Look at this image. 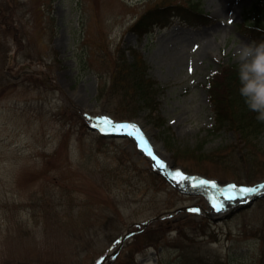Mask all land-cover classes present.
Masks as SVG:
<instances>
[{
    "label": "rangeland",
    "instance_id": "rangeland-1",
    "mask_svg": "<svg viewBox=\"0 0 264 264\" xmlns=\"http://www.w3.org/2000/svg\"><path fill=\"white\" fill-rule=\"evenodd\" d=\"M255 1L201 0L212 22L172 17L140 39L130 25L149 0H0V264H98L161 213L105 264H264V195L211 212L171 176L264 182V134L214 131L206 86L235 46L264 40L239 26ZM128 47L159 112L115 82ZM105 116L142 119L165 167L130 137L103 135Z\"/></svg>",
    "mask_w": 264,
    "mask_h": 264
},
{
    "label": "trees",
    "instance_id": "trees-1",
    "mask_svg": "<svg viewBox=\"0 0 264 264\" xmlns=\"http://www.w3.org/2000/svg\"><path fill=\"white\" fill-rule=\"evenodd\" d=\"M149 1H152L151 5L130 26L140 39L150 35L156 26L163 25L171 16L179 17L192 26L208 24L214 19L201 7L200 0ZM250 13L253 19L242 23V27L264 34V0L254 3ZM129 50L131 59L126 56L124 49L120 50L115 82L126 80L130 85L127 90L130 94H125V97L137 93L143 106L157 109L158 102L150 95L148 87H151L152 82L147 84L149 79L145 59L137 48L129 47ZM236 67L235 63H222L208 77L207 89L213 107L214 130H232L244 142L258 144L264 134V122L257 120V114L248 109L240 96Z\"/></svg>",
    "mask_w": 264,
    "mask_h": 264
},
{
    "label": "clouds",
    "instance_id": "clouds-1",
    "mask_svg": "<svg viewBox=\"0 0 264 264\" xmlns=\"http://www.w3.org/2000/svg\"><path fill=\"white\" fill-rule=\"evenodd\" d=\"M231 55L237 66L239 94L257 120L264 122V41L235 46Z\"/></svg>",
    "mask_w": 264,
    "mask_h": 264
},
{
    "label": "snow or ice",
    "instance_id": "snow-or-ice-1",
    "mask_svg": "<svg viewBox=\"0 0 264 264\" xmlns=\"http://www.w3.org/2000/svg\"><path fill=\"white\" fill-rule=\"evenodd\" d=\"M189 71L191 72L192 71V69L191 68H189ZM104 120H105V122H108V119L105 117L104 118ZM96 125H94V127H95ZM115 128L116 129H121V128H136V126L135 125H133V124H116L115 125ZM102 131H103V129H101ZM136 132H139V130L138 129H136ZM130 135L131 134H134V133H129ZM139 140H140V142L141 143H146L145 141H144V139H143V135L142 134H140L138 137H137ZM148 155H150V156H152V158H153V160H156L157 161V165L160 167V168H163V167H165V165L162 163V162H160L159 160H157V158L149 151L148 152ZM177 176H181L183 179H187V177H183V175H182V173H179V172H177V173H175L173 176H172V178L173 179H176L177 178ZM200 183L201 184H206V183H208L207 181H200ZM215 186V185H214ZM237 186L236 185H231L230 186V188L231 189H235ZM261 187L262 188H264V185H261ZM255 191H257V189H254V188H246V187H241L240 188V192L242 193V194H244V195H249V194H251V193H254ZM227 199L228 200H231V199H233V197L231 196V195H229V196H227ZM219 210V209H218ZM192 211L193 212H196V211H199L198 209H192ZM117 243H119V241H117Z\"/></svg>",
    "mask_w": 264,
    "mask_h": 264
},
{
    "label": "bare ground",
    "instance_id": "bare-ground-1",
    "mask_svg": "<svg viewBox=\"0 0 264 264\" xmlns=\"http://www.w3.org/2000/svg\"><path fill=\"white\" fill-rule=\"evenodd\" d=\"M137 124L138 125H140V126H142L144 129H145V131L148 133V134H150L151 135V133H152V130H151V128L148 126V125H146L145 124V122L142 120V119H138L137 121ZM151 144H152V148H154L153 147V141H151ZM156 148H157V150L158 149H162V145H161V143L160 142H158V143H156ZM156 150V149H155ZM177 180V179H176ZM178 184H180L182 187H184V188H186V187H188L187 185H186V182L183 180H179L178 181ZM237 205H236V203L235 202H228V203H226V204H224L223 205V208H221V209H219V211L218 212H225V211H227V210H230L232 207L233 208H235ZM214 210L213 209H211V212H213Z\"/></svg>",
    "mask_w": 264,
    "mask_h": 264
},
{
    "label": "water",
    "instance_id": "water-1",
    "mask_svg": "<svg viewBox=\"0 0 264 264\" xmlns=\"http://www.w3.org/2000/svg\"><path fill=\"white\" fill-rule=\"evenodd\" d=\"M157 218H158L157 216H156V217H153V218H151L149 221H155ZM106 258H107V256L104 257V259H106Z\"/></svg>",
    "mask_w": 264,
    "mask_h": 264
}]
</instances>
